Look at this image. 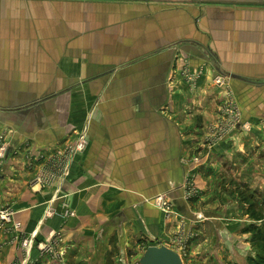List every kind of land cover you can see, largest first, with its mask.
Here are the masks:
<instances>
[{
  "label": "crops",
  "instance_id": "0c3cea01",
  "mask_svg": "<svg viewBox=\"0 0 264 264\" xmlns=\"http://www.w3.org/2000/svg\"><path fill=\"white\" fill-rule=\"evenodd\" d=\"M230 93L250 130L226 132ZM4 146L0 264L194 261L244 205L231 177L264 193V0H0Z\"/></svg>",
  "mask_w": 264,
  "mask_h": 264
},
{
  "label": "rangeland",
  "instance_id": "374dc122",
  "mask_svg": "<svg viewBox=\"0 0 264 264\" xmlns=\"http://www.w3.org/2000/svg\"><path fill=\"white\" fill-rule=\"evenodd\" d=\"M252 151H254V149ZM257 163L260 164L259 162ZM258 164L256 167H259ZM251 167H253V165H251ZM249 178L252 179L253 177ZM261 178L262 181H264V176ZM236 179V177H231V180L234 181L233 183H237V194L239 199L243 200L244 205L239 202V205L230 207L229 210L234 215L231 216L229 222V232L225 230L223 232H219V240L217 239V241L216 236H214V233L212 232L211 246L207 247L205 250L203 249L202 255L197 259H194V261L185 257L187 264H249L250 259L256 258L260 252L259 247L255 246L251 242L254 234L248 232V230L251 231L254 227L255 229L264 231V193L254 190L247 182L238 183ZM235 204L237 203L235 202ZM236 211H239V216L242 219L244 217L246 221L243 226H240L243 233L246 235L245 243H243L244 239H238L240 237L237 230L238 226H232V223H237L236 219L238 218V214L235 213ZM257 218H259V220H257ZM214 229L217 230L216 227ZM133 247L134 248H126V250L125 248L123 250L121 248L117 249L116 264H140L138 257L140 255L143 256L145 249L143 250L142 245L141 253H139L136 250V246L134 245Z\"/></svg>",
  "mask_w": 264,
  "mask_h": 264
},
{
  "label": "built area",
  "instance_id": "2783aa9c",
  "mask_svg": "<svg viewBox=\"0 0 264 264\" xmlns=\"http://www.w3.org/2000/svg\"><path fill=\"white\" fill-rule=\"evenodd\" d=\"M191 80H193V77L189 76ZM229 78L224 77L223 75L217 76L215 79V85L218 88H229L230 85L228 84ZM230 100L231 103L227 107V120H226V132L230 133V131L236 130L239 126L243 130H249L248 123L244 122L242 113L240 112V109L238 107L237 101L235 100V97L232 93H230ZM88 146V140L83 136L81 137L80 141L71 149L72 154H77L84 152L87 149ZM6 147H2L0 149V158L5 157L6 154ZM154 205L157 206L159 209L164 211L165 213H171L173 210L172 203L168 200V197L165 195H161L160 197H157L154 201ZM15 213L12 210L9 209H1L0 210V231L4 230L6 228V225L12 223L13 216ZM48 217H52L54 215L53 211H49L47 213ZM16 228H21V223L15 224ZM30 245V241H25L24 246L27 249ZM51 247H48L47 249H50Z\"/></svg>",
  "mask_w": 264,
  "mask_h": 264
},
{
  "label": "water",
  "instance_id": "95a60500",
  "mask_svg": "<svg viewBox=\"0 0 264 264\" xmlns=\"http://www.w3.org/2000/svg\"><path fill=\"white\" fill-rule=\"evenodd\" d=\"M149 1H166V0H149ZM226 78L235 80H243L236 75H223ZM241 128L240 126L237 128ZM140 264H185L183 256L176 250L166 246H150L144 252L142 258L139 260Z\"/></svg>",
  "mask_w": 264,
  "mask_h": 264
},
{
  "label": "trees",
  "instance_id": "16d2710c",
  "mask_svg": "<svg viewBox=\"0 0 264 264\" xmlns=\"http://www.w3.org/2000/svg\"><path fill=\"white\" fill-rule=\"evenodd\" d=\"M257 220H259V218H257ZM248 232L254 234L251 242L260 249L257 257L251 258L249 264H264V231L253 227L251 231L248 230Z\"/></svg>",
  "mask_w": 264,
  "mask_h": 264
}]
</instances>
